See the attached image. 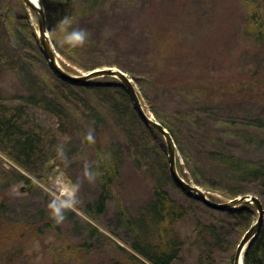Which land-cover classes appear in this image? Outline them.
<instances>
[{
    "label": "rangeland",
    "instance_id": "1",
    "mask_svg": "<svg viewBox=\"0 0 264 264\" xmlns=\"http://www.w3.org/2000/svg\"><path fill=\"white\" fill-rule=\"evenodd\" d=\"M40 1L46 12V1L51 5L62 0ZM91 4L94 2L77 0L72 8L69 7L72 16L79 19L80 28L90 25H87L89 14L97 9L103 16L99 27L103 28L105 36L109 38L106 32L118 30L132 35L128 41L125 36L121 39L128 52L143 47L152 29L166 31L171 51L165 71L157 72L149 80L133 79L148 113L159 119L158 111L174 125H178L179 119L185 122V127L188 125L181 134L187 155L194 153V147L198 154L199 148L209 147L220 139H232L237 153L264 161V126L258 125V119H264V50L257 51L252 40L239 37L245 11L243 0H100L94 7ZM253 7L258 8L260 21L264 22V0H256ZM0 23L5 33L2 41L7 40L14 51L11 55L16 58L10 67L0 68V90L7 103L27 105L25 116L55 135L62 147L59 155L50 153V161L41 178L26 172L0 152L8 163L6 166H13L14 170L19 169L27 175L28 179L8 186L5 195L9 199L7 215L11 219H8L12 221L8 229L20 233L19 230L25 228L30 238L24 242H20L21 238L13 241L19 247L14 252L13 246L7 254L0 250V264H112V257L118 253L107 243L97 242L88 252L77 249L78 243L85 240L87 222L133 251L124 239L112 232L116 229L113 214L120 205H126L135 213L139 205L152 198L154 187L159 185L190 209L176 224L185 244L183 258L174 264H197L195 226L198 220L224 226L229 239L238 237L241 227L228 214L230 210L206 205L176 185L172 177L160 172L163 155L168 162L165 137L141 120L118 79L101 76L88 85L60 79L41 50L37 16L23 0H0ZM106 42L109 44L111 40ZM58 57L72 73L89 71L79 68L60 51ZM136 67L143 68L139 64ZM44 80L64 101V109H46L35 100L23 99L31 89H41ZM208 80L213 84L211 87L206 85ZM207 93L214 94L212 104H209ZM144 131L146 136L150 135L145 142L141 139ZM118 142L124 150V162L112 187L111 199L105 213L89 217L84 209L99 195L101 159L109 165V146ZM187 160L188 156L178 149L179 172L196 183L185 168ZM201 187L210 199L211 195L213 198L219 196ZM73 193L78 202L72 213L66 209L65 218L58 221L60 233L46 230L33 237L32 234L39 232L27 228L25 223L44 220L45 215L51 214L50 201ZM258 196L264 204V197ZM252 207V220L240 233L238 243L258 218V210Z\"/></svg>",
    "mask_w": 264,
    "mask_h": 264
},
{
    "label": "trees",
    "instance_id": "2",
    "mask_svg": "<svg viewBox=\"0 0 264 264\" xmlns=\"http://www.w3.org/2000/svg\"><path fill=\"white\" fill-rule=\"evenodd\" d=\"M76 1H54L51 5L46 1L47 25L51 39L55 48L66 59L84 70L116 65L129 71L136 81H139L140 78L149 80L157 75V72L159 74V72L165 71L171 51L165 30L152 29L143 47L128 52L127 46L121 43V39L125 36L124 38H127L128 41L132 35L118 30L106 32L109 38L105 36L103 28L99 27L103 16L99 15L96 9L89 14L87 25H90L84 28L88 31V39L83 44L69 41L68 33L74 28H80L77 24L79 19L75 15L72 16L69 11V7L73 6ZM87 1L94 2L91 4L94 7L100 0ZM255 2L256 0H243L245 11L239 37L252 40L254 46L257 47L256 50L259 51L264 50V22L260 21L261 15L258 8L253 7ZM65 18L70 21L66 26L61 24ZM3 28L0 23V68L2 69L10 67L11 62L16 60L15 56L11 55L14 51L7 40L2 41V34H5L1 31ZM128 36L131 37L128 38ZM109 39L113 43L107 44L106 41ZM238 41L237 38L236 42ZM138 64L143 68L136 67ZM19 71L18 69V73ZM206 85L211 87L213 84L208 80ZM40 87L41 89H37L34 86L37 90L31 89L30 92L22 96L23 99L26 101L35 100V103L46 109L62 110L60 107H64L65 103L57 91L45 80ZM4 95L0 90V152L26 172L41 178L45 165L50 161V153L59 155L62 147L55 135H50L39 123L25 116L27 105L23 102L11 105L6 102ZM123 95L127 98L125 93ZM207 95L209 104H212L214 94L207 93ZM156 113L160 121L168 127L174 136L180 152L188 156L185 168L189 170V177L209 191L219 194L215 198L211 195L212 199L220 201L244 193H256L264 197V161L237 153L232 139L226 141L220 139V142H213L209 147L199 148L198 154L194 147V153L187 155L181 134L188 125L185 127V122L180 119L178 125H174L170 118L162 117L158 111ZM258 120V125L264 126V119ZM145 134L146 131L141 137L144 142L150 136ZM108 151L110 166L103 159L100 162L99 195L94 201L88 202L84 209L87 215L92 218L105 213L108 201L111 199L112 187L119 178L124 162V150L119 142L111 144ZM103 156L105 155L103 154ZM162 159L160 172L171 177L165 155ZM6 165L8 163L3 160L0 154V215L2 218L0 220V250L4 254H7L12 246L14 247L13 252L19 248L13 244V241L20 238L22 239L20 242L30 240L27 237V229H20V233L8 229V227H12V221H9L11 218L7 215L9 199L5 195V190L13 182L28 178L19 169L14 170L13 166ZM68 210L73 212L72 208ZM253 210L252 206L243 205L228 212L230 216L234 217V220H237L235 223L241 227L238 237L252 220ZM189 211V207L174 198L163 185L155 186L152 198L139 205L135 213H131L126 205H120L113 214L116 229L112 232L124 239L134 252L124 248L92 222H87L85 240L78 243L77 249L88 252L97 242H104L116 254L118 253L115 255L112 252L114 254L112 264H174L183 258L185 244L176 224L180 219L185 218ZM43 218L44 220L41 221L25 223L27 228L39 232L32 234L33 237L46 232V230H56L58 234L60 233V224L52 214L45 215ZM195 233L199 251L196 258L197 264H233L238 237L229 239L230 235L224 226L214 221L204 220L197 221ZM219 253H221L220 256ZM244 264H264V224L256 238L245 250Z\"/></svg>",
    "mask_w": 264,
    "mask_h": 264
},
{
    "label": "water",
    "instance_id": "3",
    "mask_svg": "<svg viewBox=\"0 0 264 264\" xmlns=\"http://www.w3.org/2000/svg\"><path fill=\"white\" fill-rule=\"evenodd\" d=\"M23 1L37 16L39 25L38 39L41 44V50L50 67L60 79L71 84L88 85L91 84V80L97 77L110 76L117 78L121 82L130 96L134 109L138 113L141 120L149 128L157 130L165 137L169 171L176 185L182 188L187 194L196 197L214 209L232 210L243 205H251L258 210L259 215L257 220L244 232L234 253L233 264H244V252L248 245L256 238L264 223V204L261 198L253 193H245L228 201H214L208 197L199 184L191 182L182 176L177 166L178 145L176 140L168 127H166L156 116L145 110L133 77L130 76V74L124 69L112 66L91 69L82 74H76L68 71L60 63L58 51L50 37L47 25V15L41 1L40 3L36 2V0Z\"/></svg>",
    "mask_w": 264,
    "mask_h": 264
},
{
    "label": "clouds",
    "instance_id": "4",
    "mask_svg": "<svg viewBox=\"0 0 264 264\" xmlns=\"http://www.w3.org/2000/svg\"><path fill=\"white\" fill-rule=\"evenodd\" d=\"M70 21L65 18L61 24L66 26ZM66 30V28H65ZM88 31L84 28H74L72 29L67 36V39L75 44H83L88 39ZM75 194L71 196L61 197L60 199H54L49 202V208L51 214L58 220L61 221L65 218V210L75 207L77 203Z\"/></svg>",
    "mask_w": 264,
    "mask_h": 264
},
{
    "label": "bare ground",
    "instance_id": "5",
    "mask_svg": "<svg viewBox=\"0 0 264 264\" xmlns=\"http://www.w3.org/2000/svg\"><path fill=\"white\" fill-rule=\"evenodd\" d=\"M36 2L40 3V0H36Z\"/></svg>",
    "mask_w": 264,
    "mask_h": 264
}]
</instances>
